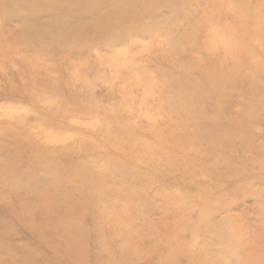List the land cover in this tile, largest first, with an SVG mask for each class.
<instances>
[{
	"label": "rangeland",
	"instance_id": "obj_1",
	"mask_svg": "<svg viewBox=\"0 0 264 264\" xmlns=\"http://www.w3.org/2000/svg\"><path fill=\"white\" fill-rule=\"evenodd\" d=\"M133 12L84 47L0 35V264H264V0Z\"/></svg>",
	"mask_w": 264,
	"mask_h": 264
},
{
	"label": "bare ground",
	"instance_id": "obj_2",
	"mask_svg": "<svg viewBox=\"0 0 264 264\" xmlns=\"http://www.w3.org/2000/svg\"><path fill=\"white\" fill-rule=\"evenodd\" d=\"M40 1L51 3L54 1L63 7V12L56 13L54 8H51L52 10H32L27 0H0V20L2 22H11L15 19L22 21V24L14 31L0 28V35L5 33L8 39L13 38L15 42L29 47H32V44L42 47L50 44L84 47L99 41H106V38H108L107 41H115L123 36L125 27L121 23L120 16L134 13L135 4L139 0ZM238 1L245 3V0ZM54 2L52 5H57ZM17 10L22 13L19 14L20 16L14 13ZM180 33V28H178L176 36L180 37ZM182 36L184 41L190 39L191 42L192 39L186 32H183Z\"/></svg>",
	"mask_w": 264,
	"mask_h": 264
}]
</instances>
